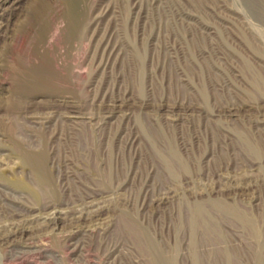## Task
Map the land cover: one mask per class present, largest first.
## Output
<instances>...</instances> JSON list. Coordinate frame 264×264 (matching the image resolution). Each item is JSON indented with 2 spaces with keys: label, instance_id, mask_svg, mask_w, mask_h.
I'll return each instance as SVG.
<instances>
[{
  "label": "bare ground",
  "instance_id": "6f19581e",
  "mask_svg": "<svg viewBox=\"0 0 264 264\" xmlns=\"http://www.w3.org/2000/svg\"><path fill=\"white\" fill-rule=\"evenodd\" d=\"M22 4L23 0H0V36L6 34L12 15ZM179 19L188 22L185 28L191 35H209L216 29L207 23L192 26L191 21L197 22L192 16ZM59 20L66 25H56L50 38L65 33L61 53L65 82H69L73 70L68 60L72 50L93 38L91 61L97 69L102 68L101 72L124 60L123 42L116 37L120 32L116 19L110 25L98 26L102 18L96 15L91 29L82 17L67 10ZM242 20L246 29L261 37L264 17L257 20L259 28H253L247 18ZM261 52L264 58V50ZM133 53L139 59L142 56L136 48ZM77 67L78 76L83 75L85 55ZM245 67L251 73L252 92L264 98V71L250 61ZM178 75L186 81L183 73ZM118 77L86 97L87 111L68 95L73 88L67 83L34 81L29 89L48 98L44 107L31 111L18 108L22 103L19 90L6 99L10 111L0 115V264H60L62 258L41 245L42 241L58 237L68 251L77 237L97 235L104 241L117 218L122 232L139 243L147 264H264V221L260 222V214L254 211L261 200L260 188L264 187V139L254 135L255 131L264 135V106L251 111L252 133L237 136L241 151L253 162H233L223 139V152L205 153L209 160L194 177L190 175L194 155L189 146L182 144V150L166 130L183 125L189 116L205 113L206 117L207 111L190 99L153 103L143 96L145 99L139 100L122 89ZM207 113L221 120L238 117L239 109L233 100L225 99ZM141 114L158 122L154 130L144 123ZM135 124L142 138L134 132ZM142 145L156 163L139 152ZM121 176L124 178L120 180ZM259 209L264 210V206ZM165 213L171 218L169 223L162 221ZM230 221L238 223L254 242L251 259L224 230V224ZM164 227L172 228L171 240L162 236ZM106 246L105 260L124 257L116 243Z\"/></svg>",
  "mask_w": 264,
  "mask_h": 264
},
{
  "label": "rangeland",
  "instance_id": "374dc122",
  "mask_svg": "<svg viewBox=\"0 0 264 264\" xmlns=\"http://www.w3.org/2000/svg\"><path fill=\"white\" fill-rule=\"evenodd\" d=\"M22 5L21 9L12 15L6 34L0 36V115L10 111L7 110L6 99L16 90L22 93L18 97L22 101L18 104V108L26 107L31 111L44 107L48 97L29 89L34 81L39 84L42 81H49L54 85H66L65 83L71 85L73 91L68 95L87 111L86 97L89 98L95 90L111 83L113 77L118 74L122 89H127L139 100L150 98L153 103L159 100L171 103L190 99L193 102L198 101L207 112L221 100L230 99L237 103L238 117L228 119L223 117L220 120L207 112L206 117L205 113L198 112V115L189 116L183 125L169 127L166 130L173 143L181 149L182 144L186 143L189 152L194 155L192 160L190 159L191 176L196 177L195 171L209 160L207 159L209 154L205 155V153L223 152L225 141L230 147L229 155L233 162H253L250 156L241 151V142L237 136L239 133L248 135V131L252 133L249 119L251 111L255 106H264V98L252 92L251 73L245 67V63L250 61L264 71V58H261V51L264 50L262 42L264 31L260 29L262 38L254 36L245 28L242 19L247 18L253 28L255 26L259 28L257 20L264 17V0H23ZM67 10L82 17L85 26L91 29L96 15L102 18L98 26L110 25L112 20L116 19L120 26V32L116 37L118 41L123 42L121 55L124 60L121 63H114L112 67L110 65L101 72L102 68L97 69L91 61L94 51L92 44L95 42L93 38L89 45L80 44L72 50L71 59L68 60L73 65V70L69 82H65L66 77L61 65L65 33L59 34L55 39L50 38V33L56 25H66V22H60L59 15ZM191 16L197 20L196 23L191 21L192 26L197 27L207 23L216 27L214 33L208 35L200 32L191 35L188 28H185L188 22L185 19L181 22L179 19V17L191 18ZM133 48L142 52L140 59L134 56ZM170 52H174V55L169 56ZM84 55L87 59V67L83 75L78 76L77 64ZM142 64L143 74L138 81L137 72ZM207 64L211 67H206ZM179 67L184 68L177 70L176 68ZM178 73H183L187 78L186 81L180 80ZM101 74L104 75L102 79ZM94 79L97 80L96 85L93 84ZM29 100L32 104L27 105ZM140 116L144 123L154 130L158 122L145 114ZM23 120H20L21 124ZM133 122L134 120L131 119L130 124ZM215 124L220 126L216 127ZM133 130L142 138L136 124ZM254 135L260 140L264 139V135L259 136L257 131ZM139 150L148 161L156 163L146 147L142 145ZM204 155L206 158H203ZM11 164L12 162L8 163ZM123 178L124 176H121L120 180ZM259 196L261 200L254 211H257V216L260 214L258 218L262 222L264 210L259 209L260 205L264 206L262 186ZM165 214L162 221L169 223L171 218L168 217V213ZM224 225H226L224 230L233 243L241 247L248 259H251L254 249L251 237L236 222L230 221ZM120 228L117 218L104 241H101L97 235L77 237V241L75 240L73 244L76 245L74 250L71 248L73 245L70 247L71 250H65L60 239L55 236L48 237L41 245L58 254L62 258L58 261L60 264H129L130 262L147 264L137 240L123 233ZM171 235L172 228L162 229L164 238L171 240ZM115 243L124 257L105 260L106 245Z\"/></svg>",
  "mask_w": 264,
  "mask_h": 264
}]
</instances>
